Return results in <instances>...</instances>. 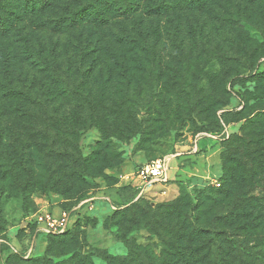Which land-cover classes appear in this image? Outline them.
<instances>
[{
	"label": "rangeland",
	"instance_id": "374dc122",
	"mask_svg": "<svg viewBox=\"0 0 264 264\" xmlns=\"http://www.w3.org/2000/svg\"><path fill=\"white\" fill-rule=\"evenodd\" d=\"M169 4L175 12L162 19L144 17L140 28L133 19L108 30L120 36H135L140 29L148 33L144 51L150 57L140 62L134 54L130 69H115L119 77L111 92L91 98L100 123L79 134L76 146L85 181L74 184L73 169H58L57 160L50 161V168L42 159L26 157L28 152L71 147V131L89 118V111L71 99L65 97L63 105L54 104L44 115L48 126L34 128L27 115L18 131L5 134L8 159L22 156L21 162L34 164L13 170L17 185L12 175L0 176V264L31 258L57 263L73 252L107 264L110 257L127 255L122 238L160 256L167 207L184 198L197 204L204 193L223 190L228 170L234 173L235 194L264 197V0ZM39 35L60 47L72 39L68 34ZM152 163L161 164L164 175L148 187L140 174ZM216 183L222 186L216 188ZM67 210L77 213L69 232H38L35 215ZM226 214L224 206L214 207V218ZM217 221L220 230H231L241 244L253 250L264 247L257 245V236L239 237L242 229Z\"/></svg>",
	"mask_w": 264,
	"mask_h": 264
},
{
	"label": "trees",
	"instance_id": "16d2710c",
	"mask_svg": "<svg viewBox=\"0 0 264 264\" xmlns=\"http://www.w3.org/2000/svg\"><path fill=\"white\" fill-rule=\"evenodd\" d=\"M169 2L0 0L1 177L5 178V174L7 178L8 173L17 185L19 179L13 170L19 171L34 164L31 160L21 162L22 156L17 161L13 160L15 157L8 159L5 145L9 139L5 134L10 132L12 135L18 131L22 125L20 119L27 115L31 116L34 128L37 125L48 126L44 115L50 114L54 104L63 105L61 100L66 97L77 108L89 111L86 114L89 118L70 130L71 147L63 151L28 152L26 157H32L37 162L42 159L49 163L47 167L50 168L53 165L50 161L57 160L61 163L58 169H73L71 178L74 184L85 181L82 153L76 146L84 131L90 127L97 129L100 123L94 110L95 101L91 98L100 93L104 95L106 91L111 92L109 87L119 77L115 69H130V63L136 60L134 54L139 55L140 62H146V58L150 57L145 54L148 33L140 29L135 36H120L108 30L133 19L140 28L142 23L139 21L144 17L162 19L169 16L175 12ZM191 2L193 4V0ZM41 32L60 36L68 34L72 35V39L60 47L58 42L50 44L41 40ZM86 32H89L87 37ZM105 67L109 68L107 73L103 72ZM97 68H101V71H96ZM124 77L128 80L132 78L127 73H124ZM77 79L82 80L80 85ZM233 179L234 173L228 170L227 184L223 190L204 193V199L197 204L184 198L176 203L178 206L167 207L164 213L167 224L162 226L163 234L160 237L163 254L157 256L149 253L135 241L128 242L122 238L121 241L127 246V255L123 259L110 257L106 260L107 264H264V247L253 250L244 245V241L241 244L231 230H220L218 227L220 221L217 220L220 219L229 227L242 229L239 237L257 236V245H264V197L235 194L231 188ZM218 184L220 186L216 188L222 186ZM244 190L240 189L241 192ZM3 195L0 188V217ZM215 206H224L227 214L214 218ZM132 216L136 217L133 212ZM205 219L210 224L203 226L201 223ZM31 259L20 264H94L92 255L77 252L57 263H52L49 258L32 262ZM8 264H11L9 260Z\"/></svg>",
	"mask_w": 264,
	"mask_h": 264
},
{
	"label": "built area",
	"instance_id": "2783aa9c",
	"mask_svg": "<svg viewBox=\"0 0 264 264\" xmlns=\"http://www.w3.org/2000/svg\"><path fill=\"white\" fill-rule=\"evenodd\" d=\"M163 175L164 167L159 163H152L141 171L140 178L145 186L150 187L153 183L162 180ZM215 185L216 187L220 186L217 183ZM76 216L77 213L74 210L63 211L59 214L46 212L35 215L34 223L41 234L59 236L65 234L73 227L76 222L74 220Z\"/></svg>",
	"mask_w": 264,
	"mask_h": 264
}]
</instances>
